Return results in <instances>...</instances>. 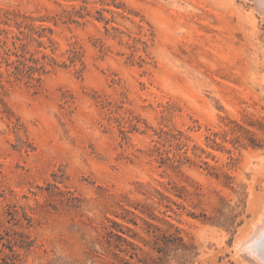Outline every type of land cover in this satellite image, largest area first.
Returning <instances> with one entry per match:
<instances>
[{
	"label": "rangeland",
	"instance_id": "obj_1",
	"mask_svg": "<svg viewBox=\"0 0 264 264\" xmlns=\"http://www.w3.org/2000/svg\"><path fill=\"white\" fill-rule=\"evenodd\" d=\"M243 1L0 0V264H247L264 20Z\"/></svg>",
	"mask_w": 264,
	"mask_h": 264
},
{
	"label": "bare ground",
	"instance_id": "obj_2",
	"mask_svg": "<svg viewBox=\"0 0 264 264\" xmlns=\"http://www.w3.org/2000/svg\"><path fill=\"white\" fill-rule=\"evenodd\" d=\"M232 1H234V0H232ZM241 1H243V0H241ZM246 1H248V0H246ZM246 1H243V3H246ZM250 2H251V5H249V7L253 8V10L256 12L255 14L259 15V17L264 20V0H250ZM251 15L254 17L253 12ZM263 213H261V214H263ZM256 224H257V222H256ZM263 233H264V221H263V225L257 227V229H256L255 233L252 235L251 239L255 236L258 240ZM250 235H251V231H250ZM244 237H245V235H244ZM247 237H248V235H247ZM241 240H243V239H241ZM257 240H255L252 244H244V246L240 247L241 248L240 251L243 252V256L246 258L247 261L246 260L245 261L247 262V264H264V256L260 250V248L262 246V244H261L262 242L257 241ZM237 251L239 252V250H237Z\"/></svg>",
	"mask_w": 264,
	"mask_h": 264
},
{
	"label": "trees",
	"instance_id": "obj_3",
	"mask_svg": "<svg viewBox=\"0 0 264 264\" xmlns=\"http://www.w3.org/2000/svg\"><path fill=\"white\" fill-rule=\"evenodd\" d=\"M107 244H109L108 242H106Z\"/></svg>",
	"mask_w": 264,
	"mask_h": 264
}]
</instances>
